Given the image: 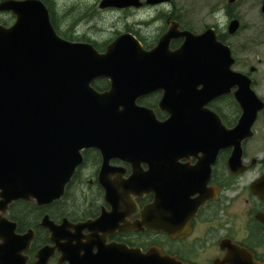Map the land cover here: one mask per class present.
<instances>
[{
	"label": "flooded vegetation",
	"instance_id": "flooded-vegetation-1",
	"mask_svg": "<svg viewBox=\"0 0 264 264\" xmlns=\"http://www.w3.org/2000/svg\"><path fill=\"white\" fill-rule=\"evenodd\" d=\"M41 1L51 19V3ZM146 1L140 0L138 7L102 10L141 14L137 30L127 26L122 33L131 34L146 51L169 29L173 35L161 47L172 52L184 41L179 32L200 34L212 28L216 40L229 48L227 75L235 83L186 117L159 107L163 88L139 96L136 104L145 108L137 112L140 140L131 145L111 142L105 153L85 146L58 199L39 206L24 200L10 203L5 216L16 224L15 232L32 235L20 254L22 264H37V253L44 247L52 252L46 264H144L148 257L168 264H237L240 255L264 263V53L258 48L264 45V30L252 26L251 36L241 43L239 37L234 40L236 32L225 33L213 24L194 30L190 14L177 11L173 0ZM223 11L228 22L237 18L228 4ZM0 13L14 19L10 12ZM55 31L65 40L91 43L98 52L121 34L103 45L86 35ZM223 61L216 68L217 81L223 79ZM234 73L250 81L263 103L257 111L256 100L249 103L253 119L241 120L237 96L244 88ZM110 85L105 78L91 83L98 92L110 90ZM116 112L126 113L122 108ZM120 119L126 131L125 118ZM238 126L249 135L240 141L239 164L231 166L233 146H223L219 139L224 129ZM110 127L120 128L117 123ZM43 219L57 225L56 240L50 239Z\"/></svg>",
	"mask_w": 264,
	"mask_h": 264
},
{
	"label": "water",
	"instance_id": "water-1",
	"mask_svg": "<svg viewBox=\"0 0 264 264\" xmlns=\"http://www.w3.org/2000/svg\"><path fill=\"white\" fill-rule=\"evenodd\" d=\"M140 3L101 0L99 8L123 9ZM261 11L264 14V3ZM0 12L14 16L11 25L0 24V264H22L20 254L32 235L15 232L16 224L5 216L10 203L24 200L39 206L58 199L81 162L80 150L85 146H97L105 153L111 149V142L127 141L131 145L140 140L136 138L137 112L145 108L137 106L139 96L163 88L159 107L186 117L203 109L208 99L225 93L235 82L227 75L232 61L229 48L216 40L212 28L200 34L179 32L184 41L172 52L161 47L173 35L171 29L150 51L131 34L123 33L104 52H98L91 43L60 37L41 0H4ZM238 27L239 20L234 18L227 31L233 34ZM222 58L223 79L217 81L216 68ZM234 75L236 81L238 77L244 80H239L244 89L237 96L243 108L241 120L253 119L255 111H249V103L256 100V111L263 103L244 75ZM96 78L110 79V90L93 89L91 83ZM158 78L166 80L154 83ZM119 108L126 113L116 112ZM117 118H125L122 125L126 131ZM116 123L120 128L110 127ZM241 126L232 131L224 129L219 139L223 146H233L231 166L239 164L240 141L249 135ZM42 221L50 239L56 240L57 225ZM47 248L38 251L37 264H46L52 253ZM143 263L168 261L148 257ZM237 264L264 263L240 255Z\"/></svg>",
	"mask_w": 264,
	"mask_h": 264
},
{
	"label": "rangeland",
	"instance_id": "rangeland-1",
	"mask_svg": "<svg viewBox=\"0 0 264 264\" xmlns=\"http://www.w3.org/2000/svg\"><path fill=\"white\" fill-rule=\"evenodd\" d=\"M100 0H49L52 5L51 21L63 33L74 32L79 35H86L96 40L99 44L105 45L117 34L132 28L137 30L136 23L142 17L139 13H125L121 11H105L99 8ZM263 0H235L228 4L227 0H173L177 11L189 13V22L194 30H200L203 24L216 25L220 31L226 33L228 20L223 11L225 4H228L240 26L236 31L234 40L242 43L251 36V27L259 26L264 30V17L260 11V4ZM14 19L7 13H0V24H12ZM75 23H77L76 26ZM74 26V28H72ZM223 32V33H224ZM239 37V40H238ZM103 48V47H102ZM264 53V45L258 47ZM256 49V48H255ZM264 56V55H263ZM255 64V62H252ZM264 74L260 75V77Z\"/></svg>",
	"mask_w": 264,
	"mask_h": 264
}]
</instances>
